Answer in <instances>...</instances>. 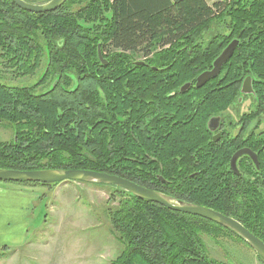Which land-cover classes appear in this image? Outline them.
Returning <instances> with one entry per match:
<instances>
[{
    "label": "trees",
    "instance_id": "1",
    "mask_svg": "<svg viewBox=\"0 0 264 264\" xmlns=\"http://www.w3.org/2000/svg\"><path fill=\"white\" fill-rule=\"evenodd\" d=\"M235 37L221 73L181 92ZM0 64V125L13 130L0 141V168L115 174L232 216L264 241V129L253 142L237 136L238 145L215 142L206 126L210 106L237 99L248 75L256 104L243 128L264 117V0H67L44 13L0 0ZM37 73L30 85L7 78ZM172 105L177 123L163 129L158 119ZM242 145L257 151L259 165L243 157L236 173L229 162ZM113 192L122 198L108 216L122 248L109 264H227L210 257L203 234L246 243L206 218Z\"/></svg>",
    "mask_w": 264,
    "mask_h": 264
},
{
    "label": "rangeland",
    "instance_id": "2",
    "mask_svg": "<svg viewBox=\"0 0 264 264\" xmlns=\"http://www.w3.org/2000/svg\"><path fill=\"white\" fill-rule=\"evenodd\" d=\"M45 3L47 0H29ZM215 1V0H214ZM141 58V57H139ZM0 64V68H1ZM41 73L21 82L7 75L13 85L33 84ZM250 99L243 102L246 111ZM13 137L11 126L0 125V141ZM0 186L33 187L37 195L31 211L29 243L18 251L0 250V264H109L122 248L112 234L109 207L122 198L115 187L90 182L62 181L50 185L17 184L0 181ZM113 196V197H112ZM210 257L227 264H264L256 251L234 235L203 234Z\"/></svg>",
    "mask_w": 264,
    "mask_h": 264
},
{
    "label": "water",
    "instance_id": "3",
    "mask_svg": "<svg viewBox=\"0 0 264 264\" xmlns=\"http://www.w3.org/2000/svg\"><path fill=\"white\" fill-rule=\"evenodd\" d=\"M20 8L33 13H44L54 11L60 8L67 0H49L45 3H32L26 0H11ZM236 41H233L223 52L215 59L213 68L205 71L197 77L196 86L201 87L207 83L211 78L216 77L221 67L232 56ZM99 58L103 63H107L104 58L101 47H98ZM139 63V62H138ZM248 81H247V84ZM190 87V83H186L181 90L185 91ZM250 155L256 161V155L250 149H242L234 154L231 160L232 169L238 173L236 162L242 155ZM0 181H27L37 182L42 184H54L62 181H79L90 182L103 185H111L112 187H118L129 193L150 201L158 203L170 210L187 213L191 215H197L213 222L220 224L232 230L239 235L246 243L256 251V253L264 261V241L256 236L253 232L247 229L240 221L232 216L225 215L215 209L187 202L177 199L168 194L160 192L158 190L150 189L145 186L139 185L129 179L121 176L110 174L107 172H100L90 169H65V168H43L34 170H21V169H9L0 168Z\"/></svg>",
    "mask_w": 264,
    "mask_h": 264
},
{
    "label": "flooded vegetation",
    "instance_id": "4",
    "mask_svg": "<svg viewBox=\"0 0 264 264\" xmlns=\"http://www.w3.org/2000/svg\"><path fill=\"white\" fill-rule=\"evenodd\" d=\"M233 41H236L237 45L234 48L232 56L229 58V60L226 63H224L222 65L219 74L221 73L222 68L224 67V65L227 64L230 61V59L233 57V55H234V53H235V51H236V49H237V47H238V45L240 43V39L237 38V37L231 39L230 42L222 49L221 53ZM103 56H104V54H103ZM104 58H105V56H104ZM138 62H142V61H138ZM212 68H213V65H212V67L210 69H207L205 71L211 70ZM205 71H203V72H205ZM203 72H201L200 74H202ZM216 77H214V78H216ZM211 79H213V78H211ZM247 81H248L249 85H246ZM196 82H197V78H196V81L194 83L188 82V83H190V87L187 90L182 91L181 88L185 85L184 84L183 86H181L180 91L181 92H186L189 89H191L192 87L202 88L203 86H205L208 83V82L205 83L201 87H197L196 86ZM252 82H253L252 76L251 75L246 76V78H244L243 81L241 82V86H240V89H239V93L240 94H239L238 98L235 99V100H232L229 105H228L227 101L221 100V101H218V102H216V103H214V104H212L210 106V108H214V109L210 113V115H209V117H208V119L206 121L207 122L206 126H207L208 130L211 133L212 139L215 142L224 141V140H230L232 143H237L238 145H240V144L243 143V141L242 140H237L236 137L240 136L243 133H245V137H247V138L251 137V135H252V142H253L254 135L256 136L258 134V132H260L261 130L264 129V117L262 118V121H261L260 125H259L260 118L257 117L255 119H253L252 123L247 127V129L243 128V126H244V121H243L244 115H247V114L251 113L253 111V109H254V105L256 104V102L254 101V98H253L255 95L253 94V84H252ZM176 95H177L176 91H173L171 94H168L169 97L170 96L176 97ZM192 95L199 96L200 94L192 92ZM249 99L251 101L250 105H249V108L246 111L240 112V108H241L243 102H245L246 100H249ZM196 101H198V100L196 98H194V99H192L191 103L192 102L194 103ZM170 102L175 104L177 102V100H176V98H174V99L170 100ZM171 107L173 109V112L169 111V110H166V111H164L166 114L162 115L158 119V121H160V119H163V121H165V124L167 126H165V124H164L163 129H168L172 125H175L177 123V120H174V115H173V113H176L177 107H176V105H172ZM171 107H170V109H171ZM194 110H196V109H194L191 106L189 108V114L194 113ZM170 121H171V123L169 124ZM257 124L259 126L254 131L253 129L257 126ZM242 149H250L256 155V159L257 160L255 161L254 158H252L250 155H246V154L242 155L241 157L238 158V160L236 162V167H237L238 172H239V162H240L241 158H243V157H248L254 162V164H256L257 166L259 165L257 151H254L251 147H249L247 145H242V146H240V148L235 150V152L231 156V159H230V162H229L231 169H232V166H231L232 157L234 156V154L236 152H238L239 150H242ZM248 158H246V159H248Z\"/></svg>",
    "mask_w": 264,
    "mask_h": 264
},
{
    "label": "crops",
    "instance_id": "5",
    "mask_svg": "<svg viewBox=\"0 0 264 264\" xmlns=\"http://www.w3.org/2000/svg\"><path fill=\"white\" fill-rule=\"evenodd\" d=\"M206 1L211 5L217 0ZM33 189L31 186H0V250L6 256L8 252L21 250L29 243V208L37 196Z\"/></svg>",
    "mask_w": 264,
    "mask_h": 264
}]
</instances>
